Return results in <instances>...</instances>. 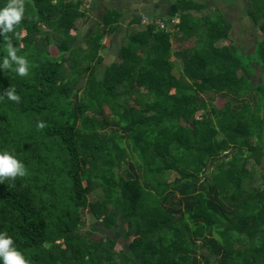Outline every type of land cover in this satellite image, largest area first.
I'll use <instances>...</instances> for the list:
<instances>
[{"label":"trees","instance_id":"16d2710c","mask_svg":"<svg viewBox=\"0 0 264 264\" xmlns=\"http://www.w3.org/2000/svg\"><path fill=\"white\" fill-rule=\"evenodd\" d=\"M23 4L0 34V61L11 41L29 69L0 68V152L25 168L0 183V232L28 264H264V0L248 11L259 84L205 3L176 0L168 29L134 31L108 65L117 11L79 42L84 0ZM85 213L127 247L94 239Z\"/></svg>","mask_w":264,"mask_h":264},{"label":"crops","instance_id":"0c3cea01","mask_svg":"<svg viewBox=\"0 0 264 264\" xmlns=\"http://www.w3.org/2000/svg\"><path fill=\"white\" fill-rule=\"evenodd\" d=\"M175 1L176 0H94L89 16L85 19L87 23L84 21V24L79 30L78 34L80 36L78 37V41L82 42L89 38L103 22L105 16L109 12L117 11L120 14L118 30L109 36L108 47L102 52V55L106 58V60L109 58L111 60H115L118 58L125 39L130 33V28H137V25L131 24L132 20L140 18L143 15H147L151 18L167 21L169 20V14ZM195 1L220 9L226 15L221 7L222 0H212V4H209L206 0ZM226 4H228L227 1ZM165 15L167 16V19L163 18ZM90 21L92 24L94 23V26L91 25L92 29H89ZM140 26V29L144 27L142 25Z\"/></svg>","mask_w":264,"mask_h":264},{"label":"clouds","instance_id":"9594fccd","mask_svg":"<svg viewBox=\"0 0 264 264\" xmlns=\"http://www.w3.org/2000/svg\"><path fill=\"white\" fill-rule=\"evenodd\" d=\"M25 9L23 0H8L5 6L0 7V34L12 32L14 26L19 24L24 17ZM16 65L14 71L20 75L28 74V61L23 56H18L16 49L11 41L7 46V55L0 61V68H12ZM4 93L0 95L3 98ZM7 98L13 101H19L20 97L14 87L7 90ZM38 127H44L41 122ZM25 175V168L21 161L8 151L0 152V183L4 178ZM0 264H28L24 255L17 249L14 240L6 232H0Z\"/></svg>","mask_w":264,"mask_h":264},{"label":"rangeland","instance_id":"374dc122","mask_svg":"<svg viewBox=\"0 0 264 264\" xmlns=\"http://www.w3.org/2000/svg\"><path fill=\"white\" fill-rule=\"evenodd\" d=\"M206 1L209 4H212V0H206ZM226 1L228 4H226ZM249 2L250 0H222L221 7L234 26V38L236 40L237 47L240 48V50H242L244 54H246V55L243 54L245 56L244 57L245 61L255 67L256 73L251 79L255 83L259 84L261 83L260 78L262 76V70L258 64H255L257 61H255L256 54H254V51L256 48V44L259 42L260 38H262V35H261V31L255 25V23L248 14ZM163 18L167 19V16L165 15ZM85 23H87L86 20ZM91 25L94 26V23L92 24L90 21L89 29H92ZM140 27H141L140 25H137V28H133V27L130 28L129 30L130 33L128 35H131L135 30H139ZM219 45H222V43H220ZM109 59L106 60L107 65L111 63L110 61H114V59L113 60L111 59L109 60ZM177 66H178L177 69L179 71L181 69V65L177 64ZM216 103L219 106H222L224 104V102L220 100H217ZM263 164H264V159H263ZM125 168H129V165L125 164ZM176 176L178 175L175 174L174 172H171L168 175V179L172 181L176 178ZM90 200L95 201L96 196L91 195ZM88 215L89 213H85V220L88 222V224L85 225L83 229L87 231L94 239L100 240L103 237L110 236L116 239L117 241H119L122 244V246L127 247L125 240L123 238L124 230L122 227L107 229L99 223H95V222L91 223V219Z\"/></svg>","mask_w":264,"mask_h":264},{"label":"built area","instance_id":"2783aa9c","mask_svg":"<svg viewBox=\"0 0 264 264\" xmlns=\"http://www.w3.org/2000/svg\"><path fill=\"white\" fill-rule=\"evenodd\" d=\"M94 0H84V7L90 11L92 9ZM141 23L143 26H148V25H155L160 29H168V24L161 19L157 18H151L150 16L143 15L141 16ZM180 23V19L176 18L171 22V26L174 27V25H177Z\"/></svg>","mask_w":264,"mask_h":264}]
</instances>
